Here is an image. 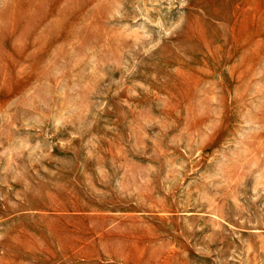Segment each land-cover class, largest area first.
Here are the masks:
<instances>
[{"label": "rangeland", "instance_id": "1", "mask_svg": "<svg viewBox=\"0 0 264 264\" xmlns=\"http://www.w3.org/2000/svg\"><path fill=\"white\" fill-rule=\"evenodd\" d=\"M0 68V264H264V0H0Z\"/></svg>", "mask_w": 264, "mask_h": 264}, {"label": "bare ground", "instance_id": "2", "mask_svg": "<svg viewBox=\"0 0 264 264\" xmlns=\"http://www.w3.org/2000/svg\"><path fill=\"white\" fill-rule=\"evenodd\" d=\"M47 23V22H46ZM41 28V27H40ZM37 30V29H36ZM14 32V31H13ZM37 32V31H36ZM19 33V32H18ZM18 35V34H17ZM14 36V35H13ZM8 37H9V35H8ZM30 39V38H29ZM27 42V41H26ZM8 44V43H7ZM12 44V43H11ZM26 48H27V46H26ZM1 49H2V47H1ZM9 49V48H8ZM25 49V48H24ZM31 50V49H30ZM29 50V51H30ZM4 50H2V52H3ZM8 51V50H7ZM44 51H46V50H44ZM11 52V51H10ZM17 53H18V51H17ZM25 53V52H24ZM6 54V53H5ZM12 54V53H11ZM44 54V53H43ZM4 55V54H3ZM13 55V54H12ZM15 55V54H14ZM6 56V55H5ZM16 56V55H15ZM30 56V55H29ZM43 56V55H42ZM224 56V55H223ZM222 56V57H223ZM229 56H231V55H229ZM14 57V56H13ZM41 57V56H40ZM45 57V56H44ZM1 58H2V55H1ZM6 58V57H5ZM4 58V59H5ZM22 58V57H21ZM42 58V57H41ZM7 59V58H6ZM10 59V58H9ZM15 59V58H14ZM25 59V58H24ZM36 59V58H35ZM219 59V58H218ZM234 59V58H233ZM39 60V59H38ZM43 60V59H42ZM191 60V59H190ZM3 61V60H2ZM1 61V62H2ZM16 61V60H15ZM226 61V60H225ZM254 61V60H253ZM24 62V61H23ZM22 62V63H23ZM32 62V61H31ZM214 62H216V61H214ZM19 63H21L20 61H19ZM6 64H7V62H6ZM201 64V63H200ZM3 65H5V64H3ZM19 65V64H18ZM202 65V64H201ZM10 66H11V64H10ZM5 67V66H4ZM15 67V66H14ZM18 67V66H17ZM37 67V66H36ZM16 68V67H15ZM187 68V67H186ZM0 69H2V68H0ZM5 69V68H4ZM35 69V68H34ZM8 70H9V68H8ZM17 70H18V68H17ZM33 70V69H32ZM36 70V69H35ZM222 70V69H221ZM254 70V69H253ZM42 71V70H41ZM182 71V70H181ZM192 71V70H191ZM190 71V72H191ZM195 71V70H194ZM209 71V70H208ZM46 71H44V73H45ZM252 72V71H251ZM9 73H10V70H9ZM17 73V72H16ZM214 73V72H213ZM195 74V73H194ZM199 74V73H198ZM212 74V73H211ZM0 75H2V74H0ZM15 75V74H14ZM65 75V74H64ZM10 76V75H9ZM191 76V75H190ZM192 77V76H191ZM191 77H190V79H191ZM196 77H197V75H196ZM244 77V76H243ZM52 78V77H51ZM193 78V77H192ZM26 79V78H25ZM182 79V78H181ZM245 79V78H244ZM9 80V79H8ZM24 80V79H23ZM27 80H30L29 79V77H28V79ZM33 80V79H32ZM51 80V79H50ZM180 80V79H179ZM205 80H206V78H205ZM167 81V80H166ZM175 81V80H174ZM194 81V80H193ZM192 81V82H193ZM195 81H197V80H195ZM201 81V80H200ZM204 81V80H203ZM51 82V81H50ZM176 82V81H175ZM221 82V81H220ZM10 83V82H9ZM22 83H24V82H22ZM223 83V82H222ZM30 84V83H29ZM199 84V83H198ZM21 85V84H20ZM22 85H24V84H22ZM28 85V84H27ZM192 85V84H191ZM10 86H12V84H10ZM25 86V85H24ZM23 87V86H22ZM29 87V86H28ZM27 87V88H28ZM196 87V86H195ZM7 88H8V85H7ZM191 89V88H190ZM3 90H5V89H3ZM9 90V89H8ZM195 90V89H194ZM21 91V90H20ZM166 91V90H165ZM164 91V92H165ZM168 91V90H167ZM228 91V90H227ZM2 92V91H1ZM6 92H7V90H6ZM34 94V93H33ZM167 94V93H166ZM164 96V95H163ZM224 96V95H223ZM168 98V97H167ZM194 100V99H193ZM4 104V103H3ZM7 105V104H6ZM5 107V106H4ZM255 149V148H254Z\"/></svg>", "mask_w": 264, "mask_h": 264}]
</instances>
